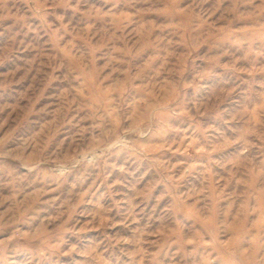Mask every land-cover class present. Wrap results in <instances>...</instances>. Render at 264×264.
<instances>
[{"label": "rangeland", "instance_id": "rangeland-1", "mask_svg": "<svg viewBox=\"0 0 264 264\" xmlns=\"http://www.w3.org/2000/svg\"><path fill=\"white\" fill-rule=\"evenodd\" d=\"M0 264H264V0H0Z\"/></svg>", "mask_w": 264, "mask_h": 264}]
</instances>
